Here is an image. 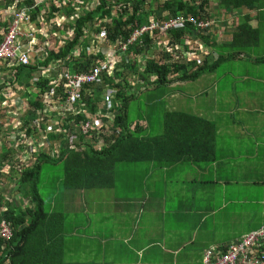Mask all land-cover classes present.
<instances>
[{
	"label": "trees",
	"instance_id": "obj_1",
	"mask_svg": "<svg viewBox=\"0 0 264 264\" xmlns=\"http://www.w3.org/2000/svg\"><path fill=\"white\" fill-rule=\"evenodd\" d=\"M12 2L11 0H9ZM48 7H43L44 16L48 19L63 14L64 20L72 24V36L64 40L61 50L50 52L41 66L47 69L51 60H65L70 72L80 73L88 70L89 64L95 62V57H86L83 63L73 60L69 55L83 41V32L99 34L107 31V45L110 47L126 43L134 30L149 24L151 21H162L179 14L190 16L196 20H212L214 14L224 11V15L231 12H240L245 9L246 14L239 18L235 27H226L230 34L229 41L217 44L210 31H202L191 23L185 24L182 29L172 30L162 43L158 32L143 34L125 53L120 68L123 73L134 72L135 84H128L126 79L117 81L115 73L111 80L104 79L102 90H94V102L85 100L90 111L102 106V93L107 89H115L116 99L121 102L118 111L104 109V130L102 131L105 144L101 150L96 147V139L85 141L86 136L77 137V142L68 145L69 149L62 151L58 159H52L47 154H40L36 161L22 166V150H15L11 141L0 135V223L10 224L12 234L9 239H0V264H64V226L66 217L62 212H48L44 209L43 200L39 194V175L43 164L60 163L63 165L62 187L67 191L93 190L111 188L114 182V172L122 164L143 166L151 164L165 168L177 163L192 165H209L216 160L215 138L216 130L211 120L181 111H166L163 119V131L159 134H144V126L132 123L128 118L129 101L133 99L144 86L148 88L166 86L173 81L188 82L196 80L206 72H211L220 62L233 59L240 53L256 47L259 42L257 29L252 28L250 21L252 15L262 8L261 0H97L93 9L87 10L80 3V12L73 6L75 0H54ZM80 1V0H79ZM31 4V0H26ZM162 8L167 12L166 17H155V10ZM216 7V8H215ZM218 10V12H217ZM215 11V12H214ZM39 8L36 7L29 20L37 17ZM215 16V15H214ZM26 23V22H23ZM63 23V21H61ZM92 27V28H91ZM195 37L194 39H191ZM83 40V41H81ZM190 40V42H189ZM183 52L175 51L171 43L181 44ZM190 43H193L190 44ZM164 45L167 47L162 50ZM171 50L169 62L164 52ZM225 51V54H220ZM82 52L79 51L77 54ZM217 53L214 58L213 54ZM229 53V54H228ZM112 54V52H111ZM146 55L143 67L138 63ZM165 55V56H164ZM134 56V63L130 57ZM14 70V71H13ZM34 70V67L18 66L10 71L15 75L20 71ZM40 78V72L37 74ZM127 76V74H125ZM156 78L151 82V78ZM56 79L41 78L37 84L41 88L54 86ZM137 81V83H136ZM54 83V85H53ZM48 87V88H49ZM89 87L84 86V93ZM49 105L52 106L51 101ZM118 107V105H116ZM40 110V111H38ZM20 112V110H19ZM4 112L1 117L4 119ZM18 118L20 129L47 128L49 122L48 106L29 92L25 98ZM56 117V115H54ZM73 123H80L89 118L76 115ZM36 126H30L33 121ZM67 122L65 120L62 125ZM61 125V126H62ZM74 126V125H73ZM0 128H4L1 124ZM72 128L71 126L69 129ZM116 128H120L118 131ZM19 129V128H18ZM16 130V133L18 131ZM113 130H116L113 132ZM8 132L12 129H8ZM109 131H112L110 134ZM2 129H0V134ZM108 133V134H107ZM49 139L68 137L67 132L47 134ZM18 158L19 161H15ZM13 162L12 166L8 164ZM20 198L22 204L14 206L12 199ZM20 202V203H21Z\"/></svg>",
	"mask_w": 264,
	"mask_h": 264
},
{
	"label": "crops",
	"instance_id": "obj_2",
	"mask_svg": "<svg viewBox=\"0 0 264 264\" xmlns=\"http://www.w3.org/2000/svg\"><path fill=\"white\" fill-rule=\"evenodd\" d=\"M11 1L0 0V35L6 31L14 11L29 6L26 0ZM49 1L31 0L30 5L38 2L39 13L21 24L22 32L33 33L28 43L31 56L37 59L34 70L42 67L41 62L38 63L40 55L57 52L62 45V39L56 38L67 36L56 30L63 24V14L51 19L44 16L43 7L50 6ZM261 5L250 21L259 33L257 46L248 50L251 53L246 51L233 59L223 60L224 65L232 63L220 74L217 67L221 62L196 80L170 82L187 86L202 79L210 85L209 89L200 91L206 94L208 101L222 96L227 86L223 89L219 85H224L222 80L228 79L238 106L229 109L225 121L209 119L216 130L214 163H177L165 168L122 164L115 169L111 188L79 191L82 202L65 215L64 264H202L209 247L227 244L264 226V0ZM219 12L212 16L213 29L208 31L217 44H224L231 38L225 28L235 27L246 11H232V19L227 14L223 16L224 11ZM216 24L219 29L214 31ZM13 67L8 62L0 67V118L5 100L15 109L16 103L24 102L32 90L36 96L37 82L47 75L42 71L25 70L15 75L14 70L10 71ZM63 67L69 70V65ZM207 101L194 106L205 111ZM238 109L245 116L238 113ZM215 112L214 107L213 114ZM246 164H251L253 169L240 168ZM177 165L184 170V166L190 165L191 170H186V175L175 173ZM213 184L214 188L218 185L226 189L235 185L239 188L238 195L226 193V202L219 201L209 207L186 206L188 197L189 202L200 198V193L194 194L198 188ZM211 200L215 198L212 196ZM216 211L226 215L223 225L215 219Z\"/></svg>",
	"mask_w": 264,
	"mask_h": 264
},
{
	"label": "built area",
	"instance_id": "obj_3",
	"mask_svg": "<svg viewBox=\"0 0 264 264\" xmlns=\"http://www.w3.org/2000/svg\"><path fill=\"white\" fill-rule=\"evenodd\" d=\"M33 3L32 5L24 7L23 9L14 11L12 15V20L7 26L6 31L0 35V67L4 65L6 62L12 63L15 67L18 66H29L34 67L37 66V59L31 56L30 46L28 40L33 37V33L31 32H22L21 24L23 22H27L30 19V16L33 14V10L39 5ZM191 23L193 27L199 28L202 31H208L213 29V21L212 20H196L190 16H184L182 14L177 15L176 17H169L166 20L162 21H151L149 24L143 25L141 28L134 30L130 39L119 46V51H125L127 47L133 45L143 34L145 33H153L158 32L159 35H165L168 32L176 29H182L185 24ZM164 26L169 27L165 29ZM84 35V32H83ZM90 35H93L90 33ZM72 36V32L67 35V39ZM91 38L94 40L95 45L101 44L100 48H106L109 52L114 53L117 50V46L110 47L107 45V31L103 30L97 35H93ZM100 37V38H99ZM95 38V39H94ZM195 37L192 36L191 39ZM105 40V42H101ZM85 40V38H84ZM190 42V40H189ZM181 44H175V51L183 52ZM87 44L82 43L77 50L73 51L74 55H77L79 51H84ZM166 46L162 48L163 51L166 50ZM83 52V53H84ZM171 54V50L166 51ZM71 55V54H69ZM47 54L40 55L38 60L39 62H43ZM73 60L75 56H71ZM95 57V62L89 64L88 70L80 73L72 74L68 69L63 67V71L66 72V82L59 77L57 78L55 75L50 77V63L47 69L41 67V71L48 75H45L43 78L46 79H56V84L54 86H50L48 90L45 88H41L38 86L36 96L42 97V102L46 103L48 106L49 116L46 121L49 122L47 128H34L30 135H27L24 130L28 128V126H24L20 129L10 127L12 131L8 132L9 128H0L2 129L1 136L5 137L7 141L12 142V146L15 150L21 149L22 154L21 161L22 166H25L31 161L34 163L37 157L40 154H47L52 159H58L61 152L66 149H69L68 139L72 137V140L76 139L74 142H77V137L86 136L85 141L91 142V137L95 138L97 141L96 147L101 150L103 144H105L104 137L102 136V131L104 130V109L111 110L115 108V111L119 110L121 106V102L116 99L115 89H107L102 93V100H104L102 106H97L96 110L90 111L88 106L85 103V100L88 98L89 102H94V92L84 93L81 91V88L84 86L92 87L96 84H99L103 80L106 79L104 77L105 74L112 75L114 72V67L117 65L116 57L110 56L109 60L106 61V58L101 55L93 56ZM213 57L217 56L213 54ZM65 65V60H60ZM69 74H72L71 78H69ZM42 89L44 94H40L39 90ZM88 90V89H87ZM89 94V95H87ZM85 99V100H84ZM49 101H51L52 106L49 105ZM23 104V101H22ZM8 105L11 103L8 100L3 102L4 108V116L9 118H13L12 122L19 123V113L21 112V106H19L16 110L14 108H8ZM118 105V107H116ZM20 110V112H19ZM1 111V110H0ZM40 111V110H38ZM84 115L87 120L78 123H73L76 115ZM56 115V117H54ZM17 120H16V118ZM1 119H3L1 117ZM0 119V123L4 122ZM67 120V122L62 125V123ZM37 122L34 120L30 126H36ZM62 125V126H61ZM74 125V126H73ZM1 126V124H0ZM72 127L69 129V127ZM18 129L17 133L16 130ZM118 131H121L120 128H116ZM116 130H113V132ZM53 132L56 134H60V132H67L68 137L61 141L60 138H56L54 140L49 139L47 136L48 133ZM111 134L112 131H109ZM108 134V133H107ZM1 144V142H0ZM3 144V143H2ZM1 144V145H2ZM15 161H19L16 158ZM12 234V230L10 228V224L2 221L0 223V239H9ZM202 264H264V226L250 231L246 234H243L240 238L233 240L227 244L219 245V246H211L207 249L203 256Z\"/></svg>",
	"mask_w": 264,
	"mask_h": 264
},
{
	"label": "rangeland",
	"instance_id": "obj_4",
	"mask_svg": "<svg viewBox=\"0 0 264 264\" xmlns=\"http://www.w3.org/2000/svg\"><path fill=\"white\" fill-rule=\"evenodd\" d=\"M73 1V0H72ZM84 2L83 7L87 10L93 9L96 5L97 0H75L73 1V6L76 8L77 12H80V3L79 2ZM163 1V0H162ZM159 4H161V0L159 1ZM153 9H156L155 7H152ZM167 12L165 9H156L155 10V17L158 16L160 18L166 17ZM61 20V17H60ZM229 23V22H228ZM92 28V27H91ZM165 29H168L169 27L164 26ZM219 29L218 24L215 25L214 31ZM56 30H60L62 33H66L68 35L69 33L72 32V24H69L68 21L64 20L63 17V24L60 25V27H56ZM84 30V35L83 38L86 40L83 41L85 44H87L85 48V52L82 51V54L79 53L77 55H74L73 52H70V56H75V60H77L80 63H83L86 59V57H92V56H103V57H108L106 58V61H108L110 56L116 57L117 65H115V73H122L120 76H117V81L120 82L123 79H126L128 81V84L131 85L132 83L135 84V74L134 72H129V73H123L122 69L120 68V63L125 56V53L129 52V47L126 48L125 51H119V48L114 51V53L111 54V52L107 51L106 48H102L101 50V44L95 45L94 40L91 39L94 36L90 35V32H87ZM178 30V29H176ZM90 31V30H88ZM169 34V33H168ZM62 35V34H59ZM53 35L52 37H54ZM162 37L161 41L162 43L165 42V37L166 35H160ZM100 38V37H99ZM62 41L67 40V36L63 38H56V40ZM95 39V38H94ZM101 42H105V40L101 39ZM184 42H181V45ZM172 48H175V43H171ZM193 45V43H190ZM179 45V47H181ZM64 46H59L58 50H61ZM77 50V48H76ZM84 52V53H83ZM248 53H251V51ZM165 59L166 61H170L169 58L170 54L168 52H164ZM135 57L132 56L130 57V62L134 63ZM146 61V55H144L143 60L138 63L139 67H143L144 63ZM232 63V62H229ZM227 62L226 65H229ZM224 61L221 62V64L217 67L218 73L223 72V68H225L226 65H224ZM65 71V70H64ZM63 71V63L60 60H51L50 62V71H49V76H56L57 78L61 79L66 82V72ZM70 71V69H69ZM127 74V76L125 75ZM233 75V74H232ZM72 74H69V78H71ZM104 77L108 80L112 79V76L109 75L108 73L104 75ZM209 78V77H206ZM156 78L155 76L151 78V82L155 81ZM224 82V85H219L221 87L227 86L226 89H224L221 93L222 96L219 99H214L210 98L207 101L206 94L202 95L200 94L201 90H204V88H210L209 83H204L202 79H199L198 81H195L193 83L188 84L185 86L184 84L178 85V83L167 86H159V87H154L151 88L150 86L148 88H145L142 86L141 88L143 89L141 92H139L133 99L129 101L128 105V118L129 121L132 123H140L144 126V134L146 135H154V134H159L163 131V119H164V113L166 111H172V110H178L181 112H186L190 114H195V115H201L207 119H212V118H220L222 121H225L227 119V116L229 115V109H234L235 106H238V100L236 98V95L233 93L231 88L229 89V84L228 79L227 80H222ZM137 83V81H136ZM9 85V84H8ZM102 82L99 84H96L92 87H89L87 92H92L94 90H102ZM48 87H45V90H48ZM31 91V90H29ZM37 92V90H35ZM33 92V90L31 91ZM40 94H44L45 92L42 91V89L39 90ZM4 95H6V92L4 91ZM89 95V94H87ZM7 96V95H6ZM232 97V98H231ZM205 101H207L206 107L207 109L205 111H202L198 107H195L194 104H204ZM19 106H22V101H19L16 103V107L14 110H16ZM215 107L216 112L213 114V108ZM6 108V107H5ZM8 108L11 109V106L8 105ZM241 109V108H239ZM238 109V113L242 114L245 116V114L241 113L240 110ZM6 120H3L4 122H1L0 124L4 125V128H10L13 126V128H19L20 124L18 122H12L13 118H9L7 116H4ZM20 115L18 116V118ZM16 118V117H15ZM17 120V118H16ZM218 122H220L218 120ZM34 128H26L24 132L27 135H30ZM76 139L72 140V137H69L68 142L73 143ZM71 145V144H68ZM10 165H13V162H10ZM129 167H135L134 165L128 164ZM2 168V167H1ZM0 168V169H1ZM188 172H190L191 167L190 165L184 166ZM243 170H248V169H253L251 164H246V165H241ZM184 170L182 167L177 165L174 169L175 173L178 174H187V171ZM247 174V173H246ZM212 175L208 176V178L211 179ZM62 178H63V165L60 163H48L46 162L43 164L41 168V172L39 175V194L43 200V206L44 209L48 212H62L64 215H68L71 213V209L78 205L79 203L82 202L81 198V192L79 191H67L64 190L62 187ZM199 181V180H198ZM2 183H0V192L2 191ZM201 185V184H200ZM239 188L235 185L229 186L227 189L222 188V186H216L214 188V184L212 186H203L198 188L194 192L200 193L201 195L200 198H195L193 202H189L188 200L190 199L188 197L186 206L190 207L192 204L195 205V208L198 207L199 205H204V206H211L213 204H216L219 201L226 202L227 199V194L230 193L233 196L238 195ZM87 192V190L85 191ZM227 193V194H226ZM212 196L215 198L214 200L212 199ZM70 198V199H69ZM73 200V201H71ZM20 198L15 197L12 199V203L14 206H20L22 202ZM203 207V206H201ZM256 208V206L254 207ZM215 219L220 221V225H223L226 222V215L223 214L221 211H216L215 213ZM219 226V225H218ZM243 231V230H242Z\"/></svg>",
	"mask_w": 264,
	"mask_h": 264
},
{
	"label": "clouds",
	"instance_id": "obj_5",
	"mask_svg": "<svg viewBox=\"0 0 264 264\" xmlns=\"http://www.w3.org/2000/svg\"><path fill=\"white\" fill-rule=\"evenodd\" d=\"M262 227V226H261ZM260 228V227H259ZM258 229V228H257ZM253 231V230H252Z\"/></svg>",
	"mask_w": 264,
	"mask_h": 264
}]
</instances>
